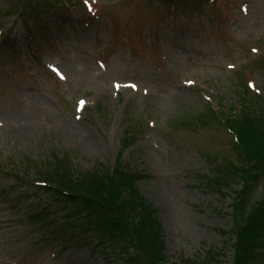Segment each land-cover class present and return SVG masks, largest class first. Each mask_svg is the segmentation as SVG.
I'll list each match as a JSON object with an SVG mask.
<instances>
[{"label":"rangeland","instance_id":"374dc122","mask_svg":"<svg viewBox=\"0 0 264 264\" xmlns=\"http://www.w3.org/2000/svg\"><path fill=\"white\" fill-rule=\"evenodd\" d=\"M24 2L0 0V42L7 29L13 40L0 44V264H133L118 248L80 246L91 233L12 174L31 178L66 150L84 167L112 165L125 129L162 264H233L234 194L208 177L243 158L210 112L244 108L264 123V0H64L42 20ZM251 182L249 200L264 174ZM43 209L48 219L32 217ZM248 264H264V248Z\"/></svg>","mask_w":264,"mask_h":264},{"label":"trees","instance_id":"16d2710c","mask_svg":"<svg viewBox=\"0 0 264 264\" xmlns=\"http://www.w3.org/2000/svg\"><path fill=\"white\" fill-rule=\"evenodd\" d=\"M64 0H25L22 8L28 10L33 17L39 18L43 11H48L61 4ZM9 11V14H13ZM11 29L6 30L2 45L10 43L13 47ZM244 90L248 86L244 85ZM242 104V102H241ZM218 107L211 111L218 123L225 126L232 134L234 145L243 158L238 166L230 159H223L213 164V173L208 177V183L215 185L217 191L226 194V187L232 188V216L234 227L228 232L235 254L233 264H248L256 258L264 248V185L259 190V196L249 200L252 195V180L264 174V123L259 115L251 110L234 108L226 110ZM114 163L111 165L99 161L91 167L77 164L71 153L54 152L53 163L47 168H36L35 177L26 178L12 173L17 181L28 183L29 186L44 189L61 202V207L68 209L69 223L80 229L79 233L92 236L90 241H82V247H92L95 250L115 247L124 253L133 264H162L163 248L160 239L158 223L153 216V209L138 190L135 180L140 173L128 166L123 157L124 150L135 137V133L124 130ZM218 164V165H216ZM12 165V164H11ZM13 167V165L11 166ZM232 181V183H231ZM74 205V206H73ZM44 209L41 218L48 214ZM44 217V216H43ZM46 221V220H45ZM61 227V226H60ZM66 228L62 233L66 232ZM68 235L71 239L75 234ZM179 257L178 264H218L210 259Z\"/></svg>","mask_w":264,"mask_h":264},{"label":"snow or ice","instance_id":"6c2138e0","mask_svg":"<svg viewBox=\"0 0 264 264\" xmlns=\"http://www.w3.org/2000/svg\"><path fill=\"white\" fill-rule=\"evenodd\" d=\"M58 75H61L60 73H57ZM61 78L63 79V76L61 75ZM133 87H135V86H133ZM83 101H81V105H83Z\"/></svg>","mask_w":264,"mask_h":264}]
</instances>
